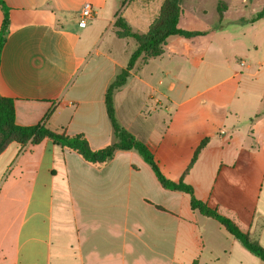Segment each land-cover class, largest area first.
<instances>
[{
  "label": "crops",
  "instance_id": "0c3cea01",
  "mask_svg": "<svg viewBox=\"0 0 264 264\" xmlns=\"http://www.w3.org/2000/svg\"><path fill=\"white\" fill-rule=\"evenodd\" d=\"M3 1L10 27L0 95L14 101L16 123L83 134L93 150L115 142L106 93L136 50L132 39L116 36L120 16L133 27L131 18L123 17L128 0ZM162 2L139 0V5L148 13L154 4L159 11ZM85 3L95 15L81 28ZM4 17L0 7V36ZM174 50L168 43L161 57L137 63L115 92L117 121L150 148L173 181L209 139L185 182L197 199L264 248V87L255 85L264 58L251 72L256 59L249 54L250 64L243 61L190 96L168 61L156 63L172 59ZM213 87L220 91L209 95ZM0 264L264 261L217 220L192 210L189 195L163 188L136 151H119L97 166L45 139L23 147L11 143L0 154Z\"/></svg>",
  "mask_w": 264,
  "mask_h": 264
},
{
  "label": "trees",
  "instance_id": "16d2710c",
  "mask_svg": "<svg viewBox=\"0 0 264 264\" xmlns=\"http://www.w3.org/2000/svg\"><path fill=\"white\" fill-rule=\"evenodd\" d=\"M184 0H164L157 17L153 20L144 34L134 32L120 16L115 24L116 36L120 39H132L136 43V50L132 54L127 67L110 84L106 93V109L111 121L115 142L93 150L83 134L73 136L67 135L64 131H52L46 125L32 127L20 126L16 123L15 104L12 99L0 95V154L11 144L16 143L23 147L28 142L33 145L41 144L45 139H51L56 145L67 148L79 154L86 162L97 166H103L110 162L119 151H136L143 160L152 168L159 183L165 189L178 191L190 196L191 209L217 220L225 229L239 240L252 254L264 261V248L250 236L244 233L232 220L221 215L216 209L211 208L207 203L195 196L194 188L187 184L184 178L191 172L201 152L207 146L209 139H205L195 150L190 164L178 181L167 178L150 148L141 140L137 139L130 131L121 126L116 118L114 95L117 90L123 87L137 63L150 59H156L163 55L168 40L172 37L195 39L206 35L203 32L184 31L179 27L180 18L183 14ZM0 7L4 12V22L0 36V65L2 50L6 43V36L10 27L9 8L3 0H0ZM264 19V8L257 14L255 22Z\"/></svg>",
  "mask_w": 264,
  "mask_h": 264
},
{
  "label": "rangeland",
  "instance_id": "374dc122",
  "mask_svg": "<svg viewBox=\"0 0 264 264\" xmlns=\"http://www.w3.org/2000/svg\"><path fill=\"white\" fill-rule=\"evenodd\" d=\"M128 3L130 5L123 12V17L131 18L134 32L144 34L143 28L151 18V12L156 10L158 15V5L154 4V9L146 13L142 11L139 0H128ZM182 8L179 27L184 31L203 32L206 35L192 40L170 38L168 43H171V47L174 45L176 54L170 60L165 58L156 63L168 61L175 75H179L181 81L187 83L190 96L197 89L214 86L230 74L229 69H238L241 62L250 64L249 54L256 59L251 63L254 64L251 72L257 70L256 61L264 58V19L254 20L264 8V0H184ZM125 23L127 24L126 21ZM129 41L136 49V43ZM186 44L190 48H186ZM120 52H123L122 47ZM205 74L211 76L203 79ZM255 85L256 89L264 87V72L260 80L255 81ZM212 90L209 95H216L220 91L216 87Z\"/></svg>",
  "mask_w": 264,
  "mask_h": 264
},
{
  "label": "built area",
  "instance_id": "2783aa9c",
  "mask_svg": "<svg viewBox=\"0 0 264 264\" xmlns=\"http://www.w3.org/2000/svg\"><path fill=\"white\" fill-rule=\"evenodd\" d=\"M95 15V12L93 10V7L90 3H85V5L82 8L81 11V17L79 21V26L81 28L87 27L88 21L93 19ZM243 65V62H241Z\"/></svg>",
  "mask_w": 264,
  "mask_h": 264
}]
</instances>
